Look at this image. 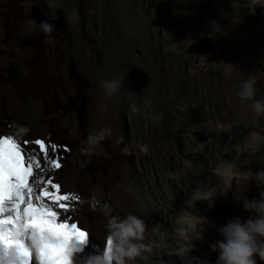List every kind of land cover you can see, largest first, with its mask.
<instances>
[{
    "label": "bare ground",
    "instance_id": "1",
    "mask_svg": "<svg viewBox=\"0 0 264 264\" xmlns=\"http://www.w3.org/2000/svg\"><path fill=\"white\" fill-rule=\"evenodd\" d=\"M51 1L0 0V64L18 59L23 53L16 40L17 30L9 14L10 6L26 8L28 3H37L45 8ZM174 16L175 20L182 19L176 15L171 17ZM18 28L27 31L31 25L24 22ZM78 31V28H74L66 40L69 46H73L72 56L50 39L45 43L44 62L57 64L58 73L70 85L68 90L60 89L55 96L45 93L38 100L30 98L26 102L14 98L21 105L26 120L24 126L16 120L12 105L2 102L4 113L0 115V132H8L26 159L29 156L37 158L41 164V174L58 182L61 194L78 196V200L72 202L74 210L69 215L90 234L89 245L82 252L74 254L79 264H89L93 257L102 255L107 247L109 220L112 217L123 220L129 214L139 217L144 222L145 230L143 240L138 241L144 245V250L127 264H166L164 257L172 264H207L211 259V245L214 244L210 241L223 239L218 229L237 216L243 219L247 213L243 208L245 198L255 199L263 187L261 180L264 177L258 180L257 175L261 170L264 172V113L257 115L253 104L264 101V96L258 92L264 87V68L261 66L264 64V49H260L264 42L256 34L228 40V43L242 49V56L246 60L241 58L244 64L252 63H248L249 67L243 72L240 71V79L244 82L250 77L255 78L254 97L234 107L226 89L223 97L227 99L226 102L218 92H210L204 99L191 96V102L184 104L170 122L175 130L183 131L182 139L173 141L172 149L166 147V141L155 129V109L147 102L153 91L144 90L138 100L139 115L128 117L132 140L138 149L135 156L137 165L127 163L122 175L125 184L121 188H105L103 182L107 172L101 171L95 174L96 181L92 186L83 189L82 185L88 179L79 170L97 163V156L114 146L120 117L111 94L107 93L104 101H98L101 94L100 89L96 88L100 86L97 79L100 76L99 67L88 70L84 65L88 54L78 43ZM192 39L194 36L187 35L178 42L186 51H191ZM220 53L204 49L198 54L200 64L195 68L214 71L215 66L219 72L227 71L218 63ZM78 76L87 85H94L93 91L88 92L86 86L77 89L74 79ZM53 100L59 104L58 110H52ZM91 102L105 104L107 110L101 115L90 114L86 110ZM210 105L215 106L214 113ZM45 111H49L48 114ZM79 111L83 114L80 115ZM250 115L253 118H249ZM18 125L22 127L23 134L18 130ZM102 125L107 126L108 130L100 138ZM89 136L96 137L94 145L88 144ZM37 139H41L49 148L48 155L60 163L59 169L45 164L43 154L35 144ZM52 145L56 146L55 152L51 151ZM229 165L232 166L233 176L226 181L220 173ZM246 166L249 173L242 176L240 172ZM131 173L138 174L139 178L133 177L130 181L124 179ZM194 196L198 200L194 201ZM186 214H191L187 216L188 222H179L178 218ZM181 230L185 231L184 235H181ZM199 231L203 239L198 238Z\"/></svg>",
    "mask_w": 264,
    "mask_h": 264
},
{
    "label": "rangeland",
    "instance_id": "2",
    "mask_svg": "<svg viewBox=\"0 0 264 264\" xmlns=\"http://www.w3.org/2000/svg\"><path fill=\"white\" fill-rule=\"evenodd\" d=\"M248 5L249 0H52L45 8L37 3H28L26 8L12 5L9 14L15 22L16 40L23 53L18 59L0 64V115L4 113L2 102L9 103L16 120L24 126L26 120L21 105L14 98L26 102L30 98L38 100L45 93L55 96L60 89L68 90L70 85L58 73L57 64L44 62L45 43L50 39L72 56L73 46H69L66 40L72 35L74 28H78V43L88 54L84 65L88 70L99 67L101 77L98 76L97 79L100 86L96 88L100 89L101 94L98 101H104L108 97L102 87L103 81L109 78L119 82L117 90L111 95L120 117L119 133L114 146L108 152L99 154L97 163L79 170L88 179L82 188L92 186L96 181L95 174L101 171L108 173L103 182L105 188H121L125 184L122 175L127 169V163L137 165L135 156L138 149L132 140L128 117L139 115L138 100L144 90L153 91L147 102L155 109V129L166 141V147L171 149L173 141L182 139L183 131L175 130L170 122L184 104L191 102V96L197 95L198 99H204L210 92H218L223 98L224 93L228 92L227 96L233 99L232 106L247 103L237 93L243 84L240 76L252 63L244 64L241 59L245 60L242 49L228 43V40L256 34L264 42V0H259L254 12ZM37 12L39 18L35 19L33 15H37ZM172 15L182 19L175 20ZM24 22L30 23V30H19V25ZM42 24L51 25L52 30L45 33L41 28ZM187 35L194 36L191 51H186L182 48V43L178 42ZM204 49L220 51L218 63L227 71L219 72L215 66L214 71L195 68L200 64L198 54ZM260 49H264V46L261 45ZM261 66L264 68V64ZM133 67L146 75L147 83L137 91L128 92L121 88V79L122 74ZM78 77L74 79L77 81L74 83L77 89L86 86L88 92L93 91L94 85H87L83 78ZM258 92L264 96V87ZM223 101L226 102L227 99L223 98ZM96 104H88L86 111L101 115L107 110L105 104ZM51 107L52 110H58L59 104L53 100ZM214 107H209L212 113ZM48 112L45 111V114ZM79 114L83 112L79 111ZM249 118L253 116L250 115ZM41 121L43 122L42 117ZM100 127L101 132L108 130L105 125ZM17 128L20 133L23 132L22 127L18 125ZM0 135L11 137L5 130ZM248 173L247 166L240 172L242 176H247ZM259 173L264 172L261 170ZM133 177L139 178V175L131 173L124 176V179L130 181ZM261 193H264V183L255 199H261ZM256 217L255 211H247L241 220ZM257 239L258 242H264V238ZM217 255L218 252L212 251L207 264H215ZM254 259L256 264H264V260H259V257ZM164 260L166 264H172L167 257Z\"/></svg>",
    "mask_w": 264,
    "mask_h": 264
},
{
    "label": "snow or ice",
    "instance_id": "3",
    "mask_svg": "<svg viewBox=\"0 0 264 264\" xmlns=\"http://www.w3.org/2000/svg\"><path fill=\"white\" fill-rule=\"evenodd\" d=\"M35 144L45 164L61 167L41 139ZM40 170L37 158L26 159L14 139L0 138V264H79L74 253L90 243V234L69 215L78 196L61 194V185Z\"/></svg>",
    "mask_w": 264,
    "mask_h": 264
},
{
    "label": "clouds",
    "instance_id": "4",
    "mask_svg": "<svg viewBox=\"0 0 264 264\" xmlns=\"http://www.w3.org/2000/svg\"><path fill=\"white\" fill-rule=\"evenodd\" d=\"M258 3L259 0H249L248 7L254 12ZM41 28L45 33L52 30V26L49 24H42ZM254 85V77H250L243 82L241 90L237 93L241 100H250L254 97L256 92ZM118 86V81L105 80L102 82V87L108 94L114 93ZM253 110L257 115L264 113V101H255ZM105 132L107 130L99 134L100 138L103 137ZM95 143L96 137L89 136L88 144L94 145ZM21 153L24 156L22 149ZM231 168L232 166L229 165L220 173L226 181L233 176ZM262 177H264V173L257 175L258 180H261ZM261 182H264V180H261ZM260 196L261 199L248 200L245 198L243 203L246 212L255 211L257 213L255 219L248 218L242 221L237 216L228 220L218 229V234L223 239L211 245V250L218 252L215 264H256L254 257L257 256L264 260V242H258L257 239L258 237L264 238V193H261ZM193 200L196 201L198 198L194 196ZM188 215L191 214L179 217V222L187 223ZM204 222L206 221L204 220ZM107 229V241H110V244H107L102 255L93 257L89 264H113V262L114 264H127V262L134 261L140 256L141 251L144 250V245L138 243V241L144 238L145 225L139 217L132 214L127 215L123 220L112 217L107 224ZM184 234L185 231L181 230V235ZM197 236L199 239H203L201 231L197 233Z\"/></svg>",
    "mask_w": 264,
    "mask_h": 264
},
{
    "label": "water",
    "instance_id": "5",
    "mask_svg": "<svg viewBox=\"0 0 264 264\" xmlns=\"http://www.w3.org/2000/svg\"><path fill=\"white\" fill-rule=\"evenodd\" d=\"M35 19L39 18V13L33 15ZM147 77L139 69L131 68L128 72L122 74L121 88L128 92H134L146 85Z\"/></svg>",
    "mask_w": 264,
    "mask_h": 264
}]
</instances>
